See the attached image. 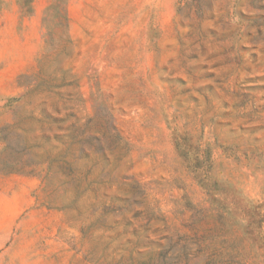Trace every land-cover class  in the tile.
Here are the masks:
<instances>
[{
	"label": "rangeland",
	"instance_id": "1",
	"mask_svg": "<svg viewBox=\"0 0 264 264\" xmlns=\"http://www.w3.org/2000/svg\"><path fill=\"white\" fill-rule=\"evenodd\" d=\"M264 0H0V264H264Z\"/></svg>",
	"mask_w": 264,
	"mask_h": 264
},
{
	"label": "trees",
	"instance_id": "2",
	"mask_svg": "<svg viewBox=\"0 0 264 264\" xmlns=\"http://www.w3.org/2000/svg\"><path fill=\"white\" fill-rule=\"evenodd\" d=\"M261 248L264 249V243L261 244ZM203 252H207L206 264H245L243 261L235 260L233 257H225L221 252H219L215 247L206 246ZM264 262V255H261Z\"/></svg>",
	"mask_w": 264,
	"mask_h": 264
}]
</instances>
